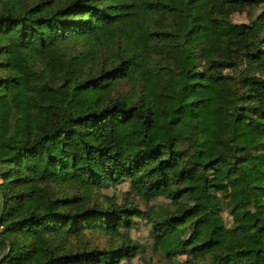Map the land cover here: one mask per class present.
<instances>
[{"label":"trees","instance_id":"trees-1","mask_svg":"<svg viewBox=\"0 0 264 264\" xmlns=\"http://www.w3.org/2000/svg\"><path fill=\"white\" fill-rule=\"evenodd\" d=\"M137 217L264 264V0H0V264H119Z\"/></svg>","mask_w":264,"mask_h":264},{"label":"rangeland","instance_id":"rangeland-1","mask_svg":"<svg viewBox=\"0 0 264 264\" xmlns=\"http://www.w3.org/2000/svg\"><path fill=\"white\" fill-rule=\"evenodd\" d=\"M233 20L245 21L248 19V13H235L232 15ZM102 192L108 195H113L118 201L123 198L124 192L128 190V183L126 181L116 185H109L102 187ZM132 199L139 204L142 209H148L152 204L162 205L167 202L164 196L144 201L132 195ZM137 223L129 230L130 237L141 244L140 253L132 256L129 259H122L119 264H168L164 256L153 252L151 249L152 237L150 231V224L143 217L136 218ZM92 242L100 246L109 245V239L100 232L91 234Z\"/></svg>","mask_w":264,"mask_h":264}]
</instances>
